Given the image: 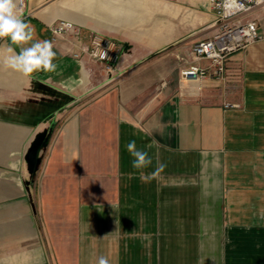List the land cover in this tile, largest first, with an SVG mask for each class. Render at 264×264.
<instances>
[{
	"label": "crops",
	"instance_id": "crops-1",
	"mask_svg": "<svg viewBox=\"0 0 264 264\" xmlns=\"http://www.w3.org/2000/svg\"><path fill=\"white\" fill-rule=\"evenodd\" d=\"M16 12L52 41L57 70L14 71L21 46L0 40V264H264V7L261 38L201 80L181 70L208 63L192 47L216 30L209 0H19ZM62 19L82 40L118 42L119 63L74 57L76 38L52 37ZM131 140L152 158L143 171L165 165L149 183Z\"/></svg>",
	"mask_w": 264,
	"mask_h": 264
},
{
	"label": "built area",
	"instance_id": "built-area-1",
	"mask_svg": "<svg viewBox=\"0 0 264 264\" xmlns=\"http://www.w3.org/2000/svg\"><path fill=\"white\" fill-rule=\"evenodd\" d=\"M209 3L216 16V30L211 36L195 42L192 47L195 58L207 60L208 63H194L183 68L181 77L184 79L223 78L229 56L261 38L258 21L247 18L246 14L264 5V0H209ZM51 31L54 40L57 37L77 39L73 51L76 58L88 55L108 69L114 68L121 59L122 51L118 42L98 32H91L87 40H82L83 36L73 21L58 20L52 25Z\"/></svg>",
	"mask_w": 264,
	"mask_h": 264
},
{
	"label": "clouds",
	"instance_id": "clouds-1",
	"mask_svg": "<svg viewBox=\"0 0 264 264\" xmlns=\"http://www.w3.org/2000/svg\"><path fill=\"white\" fill-rule=\"evenodd\" d=\"M18 2L19 0H0V40L7 38L12 44L21 46L18 53L5 61L6 65L24 76H31L35 72H55L57 65L53 61L57 54L53 51L52 41L35 39V27L17 15ZM27 44L30 46H23ZM8 51L14 52V49L9 47ZM125 149L133 158L132 168L139 170L142 182H151L163 171L165 165L159 162L154 172L143 171L152 165V158L147 151L137 148L135 140L128 141ZM129 178H132V174H129ZM98 264H108V261L101 257Z\"/></svg>",
	"mask_w": 264,
	"mask_h": 264
},
{
	"label": "rangeland",
	"instance_id": "rangeland-1",
	"mask_svg": "<svg viewBox=\"0 0 264 264\" xmlns=\"http://www.w3.org/2000/svg\"><path fill=\"white\" fill-rule=\"evenodd\" d=\"M260 7H264V5H261V6H257V7H255L253 10H251L250 12H248L247 14H246V17L247 18H253V13H254V10H256V9H258V8H260ZM38 154H37V166H38V168H39V166H41L42 165V163H43V160H44V156H45V150H43L41 153H39V152H37Z\"/></svg>",
	"mask_w": 264,
	"mask_h": 264
}]
</instances>
